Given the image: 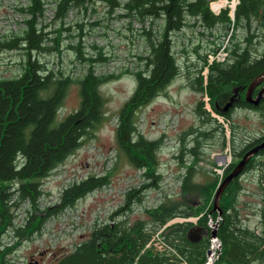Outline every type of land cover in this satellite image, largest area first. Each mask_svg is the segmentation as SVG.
<instances>
[{
    "label": "trees",
    "instance_id": "16d2710c",
    "mask_svg": "<svg viewBox=\"0 0 264 264\" xmlns=\"http://www.w3.org/2000/svg\"><path fill=\"white\" fill-rule=\"evenodd\" d=\"M85 4L91 7L92 13H96L98 20L86 23L83 12L79 10L73 24H69L65 18L68 8ZM20 11L28 15L19 33L0 36V54L6 50H15L20 54L17 70L9 75L0 73V234L10 224L12 210L18 202L29 199L31 210L26 226L16 229L15 243L10 247H0V264H8V257L15 248L22 241L40 234L48 219L66 208L75 207L80 198L108 184L107 175H89L64 189L60 203L44 210L37 205L43 179L73 154L84 138L92 135V130L102 122L105 113L100 85L119 78L123 73L134 75L137 87L118 113L117 142L133 166L146 168L144 176L151 181L139 190L130 189L125 193V204L111 215L124 213L125 218L112 225L105 222L93 225L90 231L71 243L70 249H63L54 255L51 264H133L135 261L137 264H204L209 237L203 232L208 220H216L219 215L213 210L212 200L219 181L214 177L206 183L195 182L193 165L189 166L180 181L179 199L165 197L155 207L145 209L142 217L133 218L130 215L133 199H139L142 189L157 187L160 181L155 155L163 139V136L146 138L136 125V115L138 109L163 91L177 74L178 67L171 50L172 34L184 26H196L197 22L202 29L208 30L218 25L241 28L244 36L237 38L234 35L235 38L225 47L227 56L222 61L208 64L207 54L202 56L203 62L193 79L194 87L208 95L216 113L228 118L233 106L251 109L260 114L264 125V94L257 105L244 100L249 83L264 71V50L259 51L257 45L262 37L264 39V0H239L233 18L229 15V7L215 15L209 0H59L51 22H45V0H29ZM114 16L126 18V31H122L124 35L121 32L118 34L126 36L128 44L136 42L137 38L140 40L137 51L132 52L136 64L140 65H133L135 70L125 68L118 73L96 74L95 66L107 64L116 44H110L108 38H101L107 46L98 45L97 40L88 46L82 40L97 32L102 18L109 22ZM158 20H161L159 27L156 25ZM135 21L139 28L133 27ZM106 35L107 32L102 34ZM74 41L76 44H73ZM142 44L144 48L140 49ZM63 52L70 55L71 64L68 65L72 66L69 70L62 66L67 65L63 60H45L46 55L50 58L59 55L61 58ZM78 65L81 66L80 71H74ZM205 67L208 71L204 80L202 71ZM72 83L79 85L80 106L65 118H59V110ZM263 86L264 81L256 86L253 94L257 95ZM235 90L237 100L224 110ZM195 109L202 120L215 121L203 109L202 101L197 102ZM262 131L259 137L233 151L234 159L224 168L223 178L246 151L260 143L264 138V128ZM203 134L209 132L199 133L200 136ZM185 149L186 146H182L180 151ZM188 150L195 152L193 147ZM263 154L264 149L259 150L242 171L260 169L258 185L263 196L261 219L257 224L250 225L242 218L238 199L242 183L239 176L234 178L219 201L221 214L217 236L221 241V252L213 264H250L264 260V188L260 186L264 178V164L257 160ZM14 182L19 185L18 198L10 205L8 201L12 193L9 188ZM195 195L202 197L201 203L195 202ZM191 216H198L196 224L176 222L163 230L171 247L168 254L158 253L151 247L145 248L151 234L168 221ZM193 228L202 233L196 241L188 238Z\"/></svg>",
    "mask_w": 264,
    "mask_h": 264
},
{
    "label": "rangeland",
    "instance_id": "374dc122",
    "mask_svg": "<svg viewBox=\"0 0 264 264\" xmlns=\"http://www.w3.org/2000/svg\"><path fill=\"white\" fill-rule=\"evenodd\" d=\"M28 1L0 0V33L3 35H16L19 33L20 27L28 15L20 11V8L26 7ZM214 1L219 2L220 0ZM232 4L233 0H225L220 10ZM236 4L235 2L234 5L236 6ZM189 21L193 23L192 20L189 19ZM160 23L161 20H158L157 27H159ZM197 24L195 22L196 26L193 27L184 26L183 29L172 34L171 50L178 67L177 74L165 85L163 91L159 92L137 111L136 125L144 136L148 139H156L163 136V139L155 155L156 170L161 177L160 181H158L157 187L144 188L139 192L140 198L133 199L132 205L135 210H131L132 212L130 213L131 216L134 214L133 218L142 217L145 209L155 207L165 197L179 199L181 197L180 181L189 166L193 165L194 168L193 181L206 183L214 177H217L219 181L218 170L221 171L226 162H220L217 156L228 155L229 161H233L234 150L238 151L245 142L259 137L263 132L262 117L257 111L231 107V115L227 118L216 113L210 107V100H208L210 112L205 108V93L198 91L194 87L193 82L196 77V71L203 62L202 56L207 54V62L210 55H220L221 59L226 52V50L222 51V48L229 45L230 40L235 38V36L242 38L244 31L241 28H233V26L223 28L220 25L208 30L202 29ZM112 26L122 30L120 20H117V24ZM123 37L116 38V46L113 48L114 53L110 55L107 64L103 65V67L95 66L99 71H111L112 73L114 71V73H118L125 68L135 70L132 68L133 65H140L136 64V57L132 53L137 51V43H140V40L137 38L136 42L128 44L126 36ZM117 41H120L119 44ZM257 45L259 51L264 50L263 37ZM142 48H144V44L141 45L140 49ZM212 50H215V52H212ZM143 52L145 53V51ZM19 55L18 51L15 50L3 51L0 54V73L9 75L17 70ZM141 55L145 56V54ZM58 59L63 60L64 64H67L62 65L64 68L68 70L71 68L72 65H68L69 63L71 64V58L66 52L62 53L61 58L59 55H55L52 58L46 55L45 60L53 62ZM80 67L78 65V67L74 68V71L79 72ZM207 71V67L202 71L204 80L206 79ZM136 87V77L128 73H123L119 78L109 80L100 85L99 93L104 99L103 110L105 113L102 122L92 130V135H87L79 148L57 167L52 179L55 175L63 177L66 172H97V175H107L109 182L105 185V188L101 187L80 199V217L76 211L67 210L60 213L55 219L56 215L51 217L46 223L47 227L51 228L52 223H62L67 226L72 221H78L81 228H86L95 217L97 220L99 218V222H103L104 220L102 221L101 219L106 218V213L109 212L107 210L109 207L112 208V204L117 208L125 204L124 189L126 193L130 189L139 190L143 184L151 181L144 176L145 167L138 168L131 164L127 155L119 146L116 137L118 113ZM198 101H202L203 109L208 111L215 121H206L199 117L195 109ZM80 103L79 85L72 83L63 101V106L59 110V118H65L72 113L80 106ZM204 131H208L209 134L200 136L199 133ZM196 139H199V141L196 142ZM182 146H186V149L180 151ZM192 147L195 152L188 150ZM257 160L261 161L263 165L264 154L259 156ZM259 170V168H253L244 171L239 176V180L242 183V189L238 193L241 216L250 225L257 224L261 219L260 207L263 204V196L258 185ZM130 179L131 184L129 185L128 180ZM262 180L263 185L264 178ZM44 181H46L44 186L47 189L50 187L52 192H57L58 182L54 180L49 182L47 179ZM262 185L260 186L264 188ZM107 186L112 187L114 193L118 189L119 194L113 197L110 194V190H107ZM121 187L123 188L122 192L119 189ZM195 197V202L202 200V197H197L196 195ZM197 218L198 216L175 217L169 223L184 221H193L194 223L197 222ZM213 221L215 220L212 219V223ZM207 228L209 229V225H207ZM195 233L199 236L202 234L200 230L195 231ZM208 234H210V230ZM78 236H72L67 233V238L70 237V239L60 240L55 245L49 244L47 239H42L41 241L39 236H34L29 240L23 241L9 258L17 264H28L30 261L33 262L35 260L39 264H51L54 261V255L63 249H70L69 241L79 240L81 237Z\"/></svg>",
    "mask_w": 264,
    "mask_h": 264
},
{
    "label": "built area",
    "instance_id": "2783aa9c",
    "mask_svg": "<svg viewBox=\"0 0 264 264\" xmlns=\"http://www.w3.org/2000/svg\"><path fill=\"white\" fill-rule=\"evenodd\" d=\"M59 0H45V5H46V19L45 22H51L52 18L54 17V11H55V7L57 5V2ZM237 3L238 0H233V3ZM215 3V1H211L210 5L212 8V11L215 15L220 13V8L219 9H215L213 7V4ZM99 5V3L97 4ZM101 6L105 9H107V6L104 4H101ZM91 7L88 6L87 4H85L84 6H79V7H75V6H70L68 8V11L66 13V21H68L69 24H73L72 21L74 20L75 16H77L79 10L81 11L82 15H84V20L86 23L90 22H95L98 20V17H96V13H92L91 12ZM93 19V20H92ZM101 19V18H99ZM126 18H116V16H114L113 18L110 19V21L108 22L107 19L102 18L101 20V24L97 25L100 28L97 29V32L94 33L93 35H89L85 38H83L82 41H84L85 45L91 46L95 40L98 41V45L100 46H107V43L101 39V38H108L110 41V44H116V38L121 37V35H124V33L122 32L123 30L126 31V28L124 26V20ZM117 20H120V25L122 26V30L121 28L118 27H113L112 25L117 24ZM45 22H43L44 24H46ZM136 23H133V27L134 28H139V24L137 21H135ZM111 26H110V25ZM104 32H107L106 36H102V34ZM121 32L119 35L118 33ZM3 35L2 33H0V36ZM118 44L120 41H117ZM73 44H76V41L73 42ZM221 53V52H220ZM225 55V53H224ZM224 55L221 57V59L224 58ZM214 58L216 59H220V55L218 56H210L209 57V62H211ZM87 69V68H86ZM83 70H85V67L83 68ZM95 72L97 73H112L107 72V71H99L97 67H95ZM208 100L209 97L207 95H205V102H206V108L209 109V105H208ZM220 155L217 156V158ZM229 159L227 156L225 158V160L223 162H226L225 166L228 164ZM224 166V167H225ZM224 168L220 170H218V174L220 176H222V171ZM57 170V169H56ZM56 170L47 178V181L52 182L53 180L55 182H58L59 187H60V192H49L50 190H46L43 191L39 197L37 198V205L38 208L43 210L46 207L49 206H53L56 205L58 203L61 202V192L63 191V189L68 188L69 186H71L74 183H79L81 180L86 179L90 172H86V173H64L63 177H59V175H55L52 179V176L55 174ZM96 174H98L97 172H95ZM120 182V181H119ZM129 185L131 184V179L128 180ZM111 186V185H109ZM108 187V186H107ZM105 188V186H104ZM18 184L15 183L13 185L10 186L9 191L12 193L11 195V199L8 201V204L13 205L14 202L17 201L18 198ZM121 189V192L123 191V188H119ZM107 190H110V194L114 197L116 194H119V191H115V193L112 191V187H108ZM125 190V189H124ZM31 207V203L29 201V199H24L21 200L20 202H18V204L15 207L14 210V215L13 218L10 222V224H8L4 231L0 234V247L4 248V247H10L14 244L15 240H16V229H21L24 228L26 226L27 223V215H28V209H30ZM70 210V211H76V213L78 214V216L80 217V202L74 207V208H66L63 212ZM114 210L113 204H112V208L109 207L107 211H112ZM135 210V208H134ZM62 212V213H63ZM106 218H102L101 220H104L103 222L105 223H109V224H114L115 222H117L119 219L121 218H125V215H117L114 217H110L109 216V212L106 213ZM133 215V214H132ZM59 216L56 215L54 217V219ZM49 220V219H48ZM47 220V222H48ZM209 229H213L214 228V223L215 221H213L212 223V219H209ZM46 222V223H47ZM46 223L43 225V227L41 228V237L40 240H48V242L50 244H56L57 242H59L60 240H64L67 238V233L72 235V236H76L80 233L85 232L88 228L91 229L92 226L95 224V222H91L90 224L87 225V227L85 228L83 225L81 228V225L79 224L78 221H72L70 222V224H68L67 226H65L62 223L59 224H51V228L47 227ZM100 224V222H98ZM97 223V224H98ZM82 229V230H81ZM88 229V230H89ZM163 229L164 226L162 228H160L159 230L155 231L149 241L146 243L145 248L151 247L154 251L158 252V253H167L169 251H171V247L169 245V243L166 241L165 235L163 234ZM83 232H81V231ZM69 236V235H68ZM48 237V238H46ZM208 250L210 251L209 254H206V259L204 264H213L214 261L218 258L220 252H221V241L219 240V238L216 237H210L209 240V245H208ZM168 254V253H167ZM10 264H17L14 263L11 260ZM136 264V263H135ZM250 264H264V260L262 261H253Z\"/></svg>",
    "mask_w": 264,
    "mask_h": 264
},
{
    "label": "water",
    "instance_id": "95a60500",
    "mask_svg": "<svg viewBox=\"0 0 264 264\" xmlns=\"http://www.w3.org/2000/svg\"><path fill=\"white\" fill-rule=\"evenodd\" d=\"M262 81H264V71L257 75L248 85L245 91L244 100L248 103H251L253 105H257L262 98L264 94V86L259 90L257 95H253L254 89L258 84H260ZM237 91L235 90V93L231 97L230 101L227 102V104L224 106V110H227V108L232 104L233 99L236 95ZM264 149V140H262L260 143L256 144L252 148H250L248 151L244 153V155L241 157V159L235 164V166L226 174V176L223 178V180L218 185L214 198H213V210L218 211L219 215L221 214V210L219 208V201L220 197L224 191V189L227 187V185L234 180V178L240 176L242 173L244 167L247 165L249 159L256 155L259 150ZM217 225L218 222L216 221L214 223V228L211 231V237H216L217 235ZM197 231L196 228H193L191 232L188 234V238L191 241H196L199 238V235L195 233ZM210 251H207V254H209ZM28 264H39L38 261L29 262Z\"/></svg>",
    "mask_w": 264,
    "mask_h": 264
},
{
    "label": "bare ground",
    "instance_id": "6f19581e",
    "mask_svg": "<svg viewBox=\"0 0 264 264\" xmlns=\"http://www.w3.org/2000/svg\"><path fill=\"white\" fill-rule=\"evenodd\" d=\"M224 2H225V0H220L219 2L217 1V2H215L214 4H213V7L215 8V9H221L223 6V4H224ZM229 158V157H228ZM218 160L220 161V162H222L223 160H225V157L224 156H219L218 157ZM219 184H220V182H219ZM218 184V185H219ZM218 187V186H217Z\"/></svg>",
    "mask_w": 264,
    "mask_h": 264
},
{
    "label": "flooded vegetation",
    "instance_id": "af4514ba",
    "mask_svg": "<svg viewBox=\"0 0 264 264\" xmlns=\"http://www.w3.org/2000/svg\"><path fill=\"white\" fill-rule=\"evenodd\" d=\"M253 95H254V94H253ZM232 96H233V95H232ZM254 96H255V95H254ZM230 99H231V98H230ZM235 100H237V99H235V97H234L233 102H234ZM233 102H232V104H231L229 107L233 106ZM249 104H251V103H249ZM252 105H253V104H252ZM233 107H234V106H233ZM227 110H228V108H227ZM262 140H264V138H263ZM262 140H261V141H262ZM261 141H260V142H261ZM30 262H31V261H30Z\"/></svg>",
    "mask_w": 264,
    "mask_h": 264
}]
</instances>
